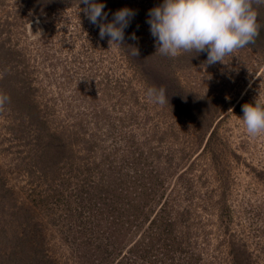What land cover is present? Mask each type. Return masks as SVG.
<instances>
[{"label":"rangeland","instance_id":"1","mask_svg":"<svg viewBox=\"0 0 264 264\" xmlns=\"http://www.w3.org/2000/svg\"><path fill=\"white\" fill-rule=\"evenodd\" d=\"M100 2L136 11L139 56L79 0H0V264H264V135L235 110L264 99V34L205 67L155 53L162 0Z\"/></svg>","mask_w":264,"mask_h":264},{"label":"clouds","instance_id":"2","mask_svg":"<svg viewBox=\"0 0 264 264\" xmlns=\"http://www.w3.org/2000/svg\"><path fill=\"white\" fill-rule=\"evenodd\" d=\"M84 7L81 9L80 5ZM79 12H83L89 22L99 29L101 40L107 38L108 49L125 47L133 57L139 56V48L125 42V29L129 27L136 11L123 7L112 13L104 11L106 5L100 0H79ZM264 6V0H162V3L150 8L146 23L154 38L156 52L169 58L181 53H195L198 57L206 53L205 67L222 63L226 56L255 43L259 35L258 9ZM41 37L42 30L35 34ZM129 39L136 41L133 32ZM147 96L153 103L169 104V97L163 87L147 90ZM10 102V97L0 92V109ZM242 121L246 133L257 137L264 135V99L242 105Z\"/></svg>","mask_w":264,"mask_h":264},{"label":"trees","instance_id":"3","mask_svg":"<svg viewBox=\"0 0 264 264\" xmlns=\"http://www.w3.org/2000/svg\"><path fill=\"white\" fill-rule=\"evenodd\" d=\"M260 24V30H259V35L256 37L255 39V43L259 41V39L261 38V35L260 33H263L264 34V20H261L259 22ZM252 45V44H251ZM245 103H250V102H247V101H240L236 107H235V110L239 113V114H243L242 113V105L245 104ZM139 210H140V205L138 203H133L132 206H128V210L126 211V215H127V220H126V223H131L133 222L134 220L137 219V216H138V213H139ZM124 216V215H123ZM125 217V216H124ZM145 239H148V238H145ZM136 246H138V244L136 243ZM137 248V247H136Z\"/></svg>","mask_w":264,"mask_h":264}]
</instances>
